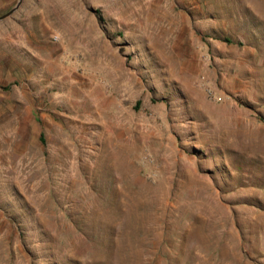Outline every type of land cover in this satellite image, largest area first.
I'll return each mask as SVG.
<instances>
[{"label":"rangeland","instance_id":"obj_1","mask_svg":"<svg viewBox=\"0 0 264 264\" xmlns=\"http://www.w3.org/2000/svg\"><path fill=\"white\" fill-rule=\"evenodd\" d=\"M0 264H264V0L1 19Z\"/></svg>","mask_w":264,"mask_h":264},{"label":"water","instance_id":"obj_2","mask_svg":"<svg viewBox=\"0 0 264 264\" xmlns=\"http://www.w3.org/2000/svg\"><path fill=\"white\" fill-rule=\"evenodd\" d=\"M20 1H21V0H19V1L17 2V4H16L14 7H12L10 10H8V11L5 12L4 14H2V15L0 16V20L3 19V18H5V17H7V16L10 15L13 11H15V10L17 9V7H18Z\"/></svg>","mask_w":264,"mask_h":264},{"label":"bare ground","instance_id":"obj_3","mask_svg":"<svg viewBox=\"0 0 264 264\" xmlns=\"http://www.w3.org/2000/svg\"><path fill=\"white\" fill-rule=\"evenodd\" d=\"M128 84V83H127Z\"/></svg>","mask_w":264,"mask_h":264}]
</instances>
